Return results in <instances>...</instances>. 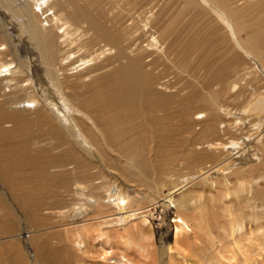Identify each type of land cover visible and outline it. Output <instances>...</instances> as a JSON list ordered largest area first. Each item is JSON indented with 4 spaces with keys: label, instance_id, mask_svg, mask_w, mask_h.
I'll return each instance as SVG.
<instances>
[{
    "label": "bare ground",
    "instance_id": "6f19581e",
    "mask_svg": "<svg viewBox=\"0 0 264 264\" xmlns=\"http://www.w3.org/2000/svg\"><path fill=\"white\" fill-rule=\"evenodd\" d=\"M177 1L178 0H0V184L1 186L4 184L7 188L11 189V192H14L11 194V198L6 199L11 201L12 207L15 203H12L13 201H23L26 208H31L36 212V216L31 217L34 223L31 222L32 220L26 222L25 219L27 220V218L25 214L23 216V212L20 214V212H17V209L15 211V209L9 206L10 201L8 200L6 202V200L3 199V197L6 196V192H4L5 196L3 197L0 193V210H3L1 215L5 218L3 223L6 225V237L4 236L3 240L0 242L3 243L1 246L6 248L5 255L8 254L11 264H62V261H57V258H55L52 253L46 257H44L45 255L43 256L42 253L46 250V242H40V234L37 235L36 233L39 231V229L35 228L37 227L35 224L38 218H40V220L44 219L42 221L44 224L47 218L50 220L55 217L64 219L68 216L73 222L69 225L63 224L59 226L60 223L57 227H61L64 230H61L63 231L61 235L65 236V240H70L75 246L80 247L85 245V239H87L88 242H92V245L93 243H97L98 238L95 239L91 237V229L99 225L112 224L114 221L122 222L142 212L139 208L133 209L128 207L130 206V195L132 191L129 192L127 190L121 192L110 188L106 192L105 201H101L92 191V187H94V184H96L95 182L98 180L94 181L97 176L91 174L90 169H92L91 164L93 163L95 166L98 164L102 168H107L108 165L105 167V159L103 160L101 155L102 151L108 152L111 155L115 154V152L120 154L123 159L122 166L125 169V162H128L131 166L134 165L133 155L137 154V152H141L142 145L145 143L142 144V137L136 135L137 128L142 121H152L148 119L153 118V114L159 112V109H163V107H160V103V105H157L159 106L157 107L158 109L156 108V104L154 105V109L149 105H144V107H147L144 108V110L140 108L138 112L140 105L138 106L135 101H140V103L145 101L143 96L147 92L148 87L151 89L153 85L150 77L155 79L152 74L154 72L152 67H158V62L166 63L167 61H172L171 56L173 55V48H171V39L174 33L172 30L173 27H170L171 20L163 19L164 22L161 20V24L157 22L162 19L163 11L166 12L165 8H168L167 6L165 7V5L168 4V6H172V4H176ZM245 1L246 0H180V2H182V8H190L194 12H197V15L204 20V23H211L213 26L212 29L216 28L217 31L222 34V41L226 43L225 40H227L228 46L230 47V50L228 49L229 52L234 56L236 54L244 55V57L249 58L251 62L253 60L254 63L252 62V66L250 67L260 70L258 67L264 62L262 59V57H264V50L261 51L259 46H255L250 35L245 34L248 27L242 22L244 19L241 17V14H247L245 9L241 7L244 5ZM171 6L169 7V13L174 11L173 8L171 9ZM261 35L264 36V31L261 32ZM30 45H32V49ZM203 47L204 46H202V48ZM181 52L183 53V50ZM179 55L180 54H178V56ZM254 57L257 58L255 59ZM216 58H218V56ZM34 60L38 64H41L44 75L41 73V66L37 68ZM217 60L220 61V58ZM114 63L118 64L119 69L115 68ZM150 64H152V66L149 72L145 68H147V65L150 66ZM208 64H210V62H208ZM208 64L200 63V65H196L201 71V75L204 74V78L208 77L210 74L212 75L211 71L207 73ZM89 65L90 67L87 68ZM111 65L114 67L109 68V71L106 72L107 67ZM223 68L224 67L215 66L213 69L219 71L221 69L223 70ZM84 69L86 72L80 77H90L86 86H89V88L92 87L93 90L91 93L89 88L84 91H78L74 88L75 85L71 83L73 78L76 79V76L78 77L79 71H83ZM198 69L195 68L197 72ZM217 71L216 74H220ZM116 73L121 74L122 78ZM192 73L193 72L190 71L192 79L198 81L197 76H193L194 73L193 75ZM255 73L252 72V74ZM113 74H116L117 78L119 76V80L121 78V81H118L119 85L121 84L122 86V84H124L120 90L124 91V87L129 85L128 87L130 89H128L130 92L128 93H130V97L126 98V101H131L132 96L138 108H135L132 102H127V105L123 104L122 101L125 99L123 97L121 102L117 100L112 94L113 89L111 90V85L104 87L106 86L104 84V86L101 87L102 81L106 80L108 76L110 78L113 77L114 83ZM221 75H219L220 79ZM159 77L162 78L161 76ZM159 77L156 75V81L153 79L154 84H162L159 81ZM215 78H217L216 80L218 81V77L215 76ZM146 80L148 84L145 82ZM207 80L208 79H206V81ZM209 81L213 82V80L210 79ZM204 82L203 79V84L206 83ZM118 84L114 83L115 86ZM203 84H201V86ZM232 88L235 87L233 86ZM203 89L208 93L204 87ZM109 90L110 92L105 94V92ZM125 91H127V89ZM262 91L263 97L255 95L256 98H254L253 95L254 101L248 103V111L256 112V120L258 121L257 126L254 125L256 131L254 134L255 137L251 136L249 140L242 139L247 137L245 135H243L242 138L241 135L238 140L236 136L229 135L233 131H244V128L241 126L242 119L238 113H233V116L230 115L229 123L225 125L224 131L219 130L215 135L206 133L207 131L211 133V131L214 130V128L212 129L214 123L219 125L225 124L221 122V116L217 115L213 122L210 121L212 120L211 112L216 111L217 113V106L215 108H210L213 105L212 103L215 102H208L205 105L207 107L205 110L202 108V111H206L204 118H196L199 120H193L200 125L198 130L193 131L191 127L192 124L191 126L187 124L188 132L195 135L205 134L201 135V138H203L202 141L197 144L194 142V144L199 145L198 148H200V151L197 152L199 156L196 161H200L201 164L204 165L201 168L204 172L200 175H188L187 183L183 182L182 184L184 186L183 188L180 186L178 192H183L185 189H188V185L199 180L202 184V189L196 195L194 194L195 196L191 199V206L193 208L191 216L187 217L188 215L180 213L174 218V238L172 242H167L168 244L164 246V252L171 253L176 243L182 242L188 246L195 247L196 250H209L210 248V251L214 252V256L210 254L205 256L206 258H210L207 261L208 264H212L213 262L214 264H264V206L261 207V211H259L263 212V214H259L257 213L255 203L259 198L264 201V171L256 172V176L252 177L250 176L251 172H242L239 169L247 165L244 163L251 157L250 153H252V148L261 147L259 143L264 137V89ZM176 93L177 94L173 92L171 95L173 96L175 94L174 96L178 97L177 95H179V92ZM186 94L188 93L186 92ZM214 95H216V93ZM184 97L181 99L184 100ZM188 99L187 97L185 98V101L187 100L185 103H188ZM149 100L147 103H149ZM183 100L181 101L182 103H184ZM197 102L199 103V101ZM201 102H203V100ZM193 103L195 104V102L191 103L192 106L186 105L191 109V107L194 108L197 106ZM178 105L181 104L179 103ZM183 108L185 109V107ZM188 108L187 112L184 111V119L189 123H194L192 119L197 111L195 109L196 112L193 111L191 114V110L189 111ZM166 109L168 110V108ZM163 111L165 110L163 109ZM182 112L183 111H181V113ZM198 112L201 114V110ZM218 112H220V114L224 113L220 111V108ZM97 113L102 120H108L106 123L108 124L109 122V125H111L110 129H112L111 131L113 134L110 129L108 134V129H103L101 122L96 121ZM164 114H166V111ZM160 116L161 118H158L162 120V115ZM156 117L157 116H155V118ZM183 121L179 122L181 123ZM208 121L212 123H207ZM187 122L184 124L186 125ZM146 124L151 137L154 133L153 126L148 123ZM184 124L183 126H185ZM189 127H191L192 130ZM247 129H252L251 131H253L252 125ZM156 131H158V128H156ZM166 131L167 132L159 133L161 139L170 138L173 142V146L181 144L180 139L177 140L174 136L176 132L172 139L171 133H169L168 130ZM183 137L185 138V136ZM188 137L192 139V136H189V134ZM251 139H253V142H250ZM64 145H66V147ZM181 145H183V143ZM181 145L178 148H180ZM61 147H64V149ZM248 148L250 149V153H248V151L244 153L243 150H248ZM155 150L157 149L155 148ZM213 153H215L214 157L216 156V158L219 157L225 160V164H215L213 160L209 161ZM131 156L133 159L130 158ZM252 158L254 159V157ZM254 161L257 162L256 159L252 162L248 161L250 163L249 165L255 167ZM112 166L114 165L112 164ZM233 168H235L236 171H234ZM105 170L107 171L109 169ZM209 170H211L210 174L215 173L223 178L231 174V171L241 174L232 186H228L227 183L229 180H225L227 186L223 191L216 193L218 194L217 199L219 206L225 213V217L219 218L217 221H212L205 216V209L214 198V189H217L214 185L216 184V186H219L218 182H215V176L214 179L207 178L210 175L207 173ZM11 171H14L12 174L21 177V180L14 181L12 179H6V174ZM85 173H89V175H85ZM68 179H70L72 186H70ZM23 183L24 187L26 185L32 186L35 196L38 194L42 199L38 198L39 200H34L33 202L26 200V197H31L32 189L26 188L24 192H19V187ZM48 186H51L50 188L57 186L58 190L61 189L60 187L69 189L70 186L71 193L69 194L73 196L74 199L76 198L77 201L75 203L72 202V204L67 207H56L58 208V212L55 211V208L51 210V208H53L52 202L48 203L43 200L45 195L42 196L41 194V192L44 193L49 190ZM252 186L254 187L251 188ZM65 189L62 191H65ZM173 190L174 189L171 188V193H175ZM87 191L88 194H85ZM17 192L19 193L18 195L16 194ZM61 194L62 193H56L57 196L55 197L58 203L55 204L57 205H64L63 203L65 200L63 199L64 202H61L62 199H59L63 197ZM145 194L147 195V193ZM188 195L190 194L188 193ZM171 196L172 195L167 193L164 196L165 200H163V198L161 199L163 204L166 202L171 204L170 200L173 202L174 198V196ZM156 202L155 200L154 203ZM111 203L115 206L117 212L91 217L90 219H83L90 214L91 210L97 209L96 211L101 214V210L98 211V209L105 204L110 205ZM15 225L23 228L26 227L30 237L21 240V231H15L14 229H17ZM87 225L92 227H88ZM11 226H15L13 229L14 232H17L15 238L14 235L8 234ZM32 226H34L37 231L32 232ZM188 227L190 232L187 230ZM51 230L53 229L51 228L50 231ZM92 232H94V230ZM49 236L52 240L51 234ZM191 238H196L202 241V243L194 244ZM28 242L34 244V253L28 252L26 247ZM67 246H71V244H67ZM93 250L95 251V249ZM46 251H48V249ZM55 251L58 252L57 250ZM79 251L80 250H78V252ZM103 253L104 254L99 255L102 256L100 258L103 260L102 262H104V264H127L128 262L125 257L123 259V255L113 256L107 249H104ZM70 256L71 254H69V257ZM99 263L101 262H98V264Z\"/></svg>",
    "mask_w": 264,
    "mask_h": 264
},
{
    "label": "rangeland",
    "instance_id": "374dc122",
    "mask_svg": "<svg viewBox=\"0 0 264 264\" xmlns=\"http://www.w3.org/2000/svg\"><path fill=\"white\" fill-rule=\"evenodd\" d=\"M166 6L168 8H165ZM170 6L171 5L168 6V4L165 5L164 8H165L166 12L163 11L162 17H161L162 19H160V21L158 20L159 22H157V23L161 24L162 23L161 20L163 22H164V20H171L170 27H173L172 30L174 33V34H172L173 37L171 39L172 40L171 48H173L172 49L173 55L171 56L172 61L171 62L167 61L166 63L165 62L164 63L158 62V64H157L158 67H156V68H155V66L152 67L154 69V70L152 69L154 71L152 74L155 77V79L153 77H150V79H152L151 83L153 85L151 86V89H149V87H148L147 92L144 94L143 97H144L145 101H143L141 103H140V101H135L138 104V106L140 105L139 108H138V106H136L137 104L134 102V99L132 98V96H131V101L130 100L126 101V98L130 97V93H128V92H130V90H129L130 88L128 87L129 86L128 83H127L128 86L127 87L125 86L126 88L124 87V91L120 90V88L124 86V84H122V86H121V84L120 85L118 84V81L120 82L121 78H122L121 74L116 73L119 76H121L120 80H119V76L117 78L116 74H113L114 83L115 84L117 83L118 85L115 86L113 83V77L110 78L109 76L107 77V79H109V80L106 79L107 81L104 80V81H102V84H101V87L104 86V84L106 85L104 87L111 85V90L113 89L112 94L114 95V97L117 100H120V102L122 101V97L125 98L124 99L125 101L123 100L124 102L122 101V103L126 104V105H127V102L134 103L135 108H138V112H139L140 108H142L144 110V108L147 107V106L144 107V105H149L151 108L154 109L155 108L154 105L156 104V108H157V107H159V106H157L159 103L162 105L161 106L159 104L160 107H163V109L166 111V114H164L165 111H163V109L160 108L159 112L153 114V118H155V116H157L155 118L156 120L153 118L148 119V120L151 119L153 121V123H152V121H148V122L142 121L139 124L140 127L138 126L139 129L137 128V131H136L137 134L136 135L142 137V139H143L142 144L145 143L146 147H145V144H143V145L141 144L143 146L141 152L139 151L140 153L137 152V154L133 155L135 160L132 158V156L130 157L133 159L134 165L131 166L128 164V162L127 163L125 162V166H126V169H125L122 166L123 159L121 158L122 156H120V154L115 152V154L111 155L105 151H102V152L100 151V152H101V155L103 157V160L105 159L104 160L105 167L108 165L107 168H102L98 164L96 166L94 163L91 164V167H92V169H90L91 174H94L95 176H97V178H95L94 181L98 180L95 182L96 184H94V187H92V189H93L92 191H93V193H95L94 195L98 196L101 199V201H105L106 192L110 188L115 189L116 191H121V192H125L127 190L129 192L132 191V193L130 195L131 196V202H130V206H128V207L133 208V209L139 208V210L142 212L135 215L134 217L127 218L125 221H122V222L114 221L115 223L112 222V224L110 223V224H107V225L105 224L102 226L99 225L100 227L97 226V227L91 229V237L92 238L94 237L95 239L98 238L97 243H93V245H92V242H90V241L88 242V240L85 239V241H84L85 245L80 246V247L75 246L73 243L70 242V240L68 241L66 239L68 241L67 242L64 239L65 236L61 235V232H63L64 230L61 227H57L60 223L61 224L59 226H61L63 224L69 225L70 223H72L73 220H70V218L68 216H66L64 219L61 217L51 218V220L47 218V221L45 220L44 224L42 223V221L44 219L40 220V218H38V221L35 224V225H37V227H35V228L39 229V231H37V229L34 228L35 225L32 226L31 228H32V232L37 231L36 232L37 235L40 234L39 235L40 242H42V241L44 243L46 242L45 247H46V250L48 249V251L45 250V252H44L45 254L42 253L43 256L45 255L44 257H46L47 255L52 253V255L55 256V258H57V261H62V264H94L95 262L97 264H98V262H101L99 264H104V262H102L103 260L100 257H102L101 256L102 254H104L103 250L107 249L113 254V256H117V255L122 256L123 255L122 256L123 259L125 257V259H127V261H128L127 264H151V263L153 264L154 262H156L154 264H177V263L178 264H208L207 261L210 258H206L205 256H208V254H210L211 256H214V252L210 251L211 250L210 248H209V250H205V249L196 250L195 247L188 246L182 242L176 243V246H175L176 250L174 248V250H172L171 253H167L166 251L164 252V250H163L164 246L166 244L173 241L174 230H175L174 218L176 217L177 214H180V213L188 215L187 217L191 216L192 209H193L191 206V199L193 198V196H195L202 189V184L200 183V180H199V181H196L195 183L188 185V189L184 190L185 192L184 191L178 192V188L180 186L183 188V186H184L182 183L183 182L187 183L188 175L189 176H194L197 174L200 175L202 172H204L203 170H201V168L204 165L201 164L200 161H196V159L199 156V154L197 152L200 151V148H198L199 145H196V144L203 140V138H201V135H205V134H196V135L192 134V133L188 132L187 126L189 124H190L189 126H191V124H192L191 127L193 128V131L198 130L200 125L197 122H194L193 120H199L200 118L201 119L204 118V114L206 111L204 112L202 110L203 109L205 110V108H207L205 105L208 102L209 103L215 102V103H212L213 105L210 108H215L217 106V113H216V111L211 112V119L212 120H210V121L213 122L214 119H216L215 117L217 115V116H221V122L225 123V124L219 125V124L214 123V126L212 127V129L214 128V130H212L211 133H208V131H207L206 132L207 134L215 135V133L217 131L219 132V130L224 131L225 125L227 123H229L230 115L233 116V113H238L240 115V118L242 119L241 126L244 128V131H239V130L233 131L229 135L236 136L237 140L239 139V137L241 135H242L241 138L243 137V135L247 136V137L242 138V139H248V140H249V137H251V136L255 137L254 134L256 131H255L254 125L257 126V122H258L256 120L257 113L251 112V111L249 112L247 108H248V103L251 101H254L253 95H254V98H256L255 95H257L259 97L262 96V92H263L262 90L264 89V78H263L264 77V62H262V64H260V67H258V68H260V70L253 69L250 66H252L251 64H252V62L254 63V61L252 60V62H251V60L247 57H244V55L242 56V55L236 54L237 56L236 55L234 56L231 52H229L230 47L228 46L227 40H225L226 43H224L222 41L223 40L222 34H220L216 28L212 29L213 26L211 23H209V22L204 23V20H202L197 15V12H194L190 8H182V2H180V0H178L176 2V4L175 3L172 4L171 9L173 8L174 11H171L169 13V9H170L169 7ZM241 7H242V9H245V12L247 13V14H241V17L244 19V20H242V22H244V24L248 27L245 34L250 35V38L252 39L255 46L256 45L259 46L261 51L264 50V36L261 35V32L264 31V0H260V1L259 0H246L244 2V5H242ZM178 10H180V11H178ZM189 18H191V19H189ZM15 21H18V20H15ZM175 21H177V22H175ZM15 25L18 26L17 24H15ZM213 32H215V33H213ZM176 36L178 39L176 38ZM222 43H224V44H222ZM202 46H204V47L202 48ZM30 48L31 49L33 48L32 45H30ZM182 50H183V53L181 52ZM129 54H131V53H129ZM178 54H180V55L178 56ZM215 56L216 57L218 56V58H216ZM219 58H220V61L217 60ZM254 58L256 59L257 57H254ZM7 59H8V56H7ZM262 59L264 60V57H262ZM174 61H176V62H174ZM215 61H217V62H215ZM199 62L201 64L202 63L208 64V62H210V64H208L209 66H208L207 73L211 71L212 75L210 74V75H208V77L204 78V74L201 75V71L197 67L198 65H200ZM34 63L36 64L37 68H40L39 66H41V64H38L36 61ZM177 63H179V64H177ZM261 65H262V68H261ZM114 66H115V68L119 69L118 64L114 63ZM114 66L111 65L110 67H107L106 72L109 71L108 70L109 68H112ZM151 66H152V64H150V66L147 65L146 66L147 68H145V69L150 72ZM215 66L224 67V68H223V70L221 69V70L217 71V70L213 69V68H215ZM89 67H90V65L87 66V68H89ZM194 67L198 69V72H197V70H195ZM40 69H41L42 75H44V73L42 72L43 67L41 66ZM84 70L79 71L78 77L76 76V79L73 78L71 81L72 85H75L74 88H76L78 91H84L87 88H89V86H86V85L88 84V80L90 79V77H88V76L80 77L81 75H83L86 72V70L85 71ZM194 70L196 71V73ZM190 71H192L194 73V75L192 73L193 76H197L198 81L192 79ZM216 71L220 74H216ZM252 72L253 73L256 72V73L252 74ZM187 73L190 75H188ZM213 73H214V75H213ZM221 73H222V75H221ZM156 75L158 77L159 76L162 77V78L159 77L160 79L159 78L158 79H159L160 83H162L163 85L162 84L158 85L156 83L154 84V80L156 81ZM219 75H221V79H220ZM210 76L211 77L213 76V77L211 78ZM215 76L218 77V81L216 80L217 78H215ZM77 79H78V81H77ZM203 79L206 82V83L204 82L205 84H203ZM206 79H208V80L206 81ZM209 79L213 80V82L209 81ZM179 81H180V83H179ZM110 82H112V83H110ZM145 82L148 84L147 80ZM107 83L108 84L110 83V84L108 85ZM201 84H203V85L201 86ZM149 85H150V83H149ZM99 86H100V84H99ZM233 86L235 88H232ZM179 87H180V89H179ZM194 87L196 90L194 89ZM203 87L206 89V91L209 94L205 92ZM207 88L211 89V90H208ZM126 89H127V91H125ZM89 90L91 93L93 90L92 87H90ZM100 90H101V88H100ZM151 90H153V91H151ZM173 90H175V91H173ZM106 92H105V94H108L110 92V90L106 91ZM170 92H172V93L174 92L175 94H177L176 92H179V95H177L178 97H176V96H174L175 95L174 94L173 95L174 97H173L171 95L172 93H170ZM186 92L188 94H186ZM214 92L216 93V95H214L215 94ZM184 94H186V95H184ZM206 94L209 96H207ZM210 94H211V96L214 95V96H212L213 98L210 96ZM189 96H191V97H189ZM160 97H161V99H160ZM182 97H184V100L181 99ZM186 97L189 99L191 98L190 102L188 99V103H185L187 101V100L185 101ZM209 97H211V98H209ZM153 99L154 100L158 99L160 101H158V100L154 101ZM210 99H211V102H210ZM148 100H149V103H147ZM182 100L184 103L181 102ZM200 100L201 101L203 100V102H201ZM197 101H199V103ZM161 102H163V103H161ZM192 102H195V104L197 106L192 108L191 107ZM179 103L181 105H178ZM173 104H175V105H173ZM184 104L185 105L186 104L191 105L190 106L191 109L188 108L189 106H187V105L185 106ZM141 105H143V106H141ZM198 105L199 106L201 105V106L199 107ZM183 107H185V109ZM166 108H168V110ZM187 108L189 109V111L191 110L190 113L191 112L193 113V111H195V109L197 111V113H195L196 115H194L195 119L192 117L193 115L191 116L193 118L192 122H194V123H189V122L185 121V119H184L183 114L185 113L184 111L187 112ZM219 108H220L221 112H224L223 114H220V112H218ZM147 109H145V110H147ZM200 110H201V114H200V112H198ZM255 110H258V109H255ZM181 111H183V112L181 113ZM202 112H204V113H202ZM241 112H242V114H241ZM160 115H162V118L164 120L159 119V118H161ZM196 118H199V119H196ZM96 121L101 122L102 128L103 129L107 128L108 134H109V129H110L111 125H109V122H108V124L106 123V121H108V120H106V121L102 120L101 118H99L98 113H97ZM154 121H157V122H154ZM179 121H183V122L180 123ZM210 121H208L207 123H212ZM185 122H187L186 125L184 124ZM146 123L151 124L153 126L154 133L151 137H150L149 130H148ZM182 123L185 126H183ZM250 125H252L253 131H251L252 129L251 130L247 129L250 127ZM122 126H125V125H122ZM191 127H189V128H191ZM156 128H158V131H156ZM184 128H186V129H184ZM192 128H191V130H192ZM111 130L112 129H110V131ZM166 130H168V132L171 133L170 135H171L172 139L174 138V136L176 137L177 140L180 139V141H181L180 143L181 144L183 143V145L180 144L181 145L180 148H178L180 145L173 146L172 145L173 142L170 138H167V139H161L160 138L159 133L160 132L161 133L167 132ZM144 131H146V132H144ZM156 133H158V134H156ZM174 133H175V135H174ZM112 134H113V132H112ZM188 134H189V136H192L193 141H192L191 137L190 138L188 137ZM193 135H194V137H193ZM183 136H185L186 139ZM143 141H145V142H143ZM160 141H162V142H160ZM194 142L196 144H194ZM250 142H253V139H251ZM263 142H264V137L261 139V142L259 143L261 145V147L252 148V153H250L249 148H248V150L247 149L243 150L244 153L248 151V153L251 154V157L249 158V160H247L244 163L247 165H245L242 168H239L240 171H242V172H248L249 171L252 173V174L250 173V176H252V177L256 176V174H257L256 172L264 171V143ZM243 143H241V144H243ZM64 146L66 147V145H64ZM144 147H145L146 151H145ZM61 148L64 149V147H61ZM155 148L157 150H155ZM254 149H255V151H254ZM142 151H144V152H142ZM214 155H215V153L211 154L209 161L213 160L215 164H221V165L225 164V160L220 159L219 157L216 158V156L214 157ZM135 156H136V158H135ZM178 157L181 159H179ZM252 157H254V159L257 160V162L254 161L255 167L249 165L250 164L249 162H252L254 160ZM136 160H138V161H136ZM110 164H111L112 168L110 167ZM112 164L114 166H112ZM180 167H182V168H180ZM256 167H258V168H256ZM235 168H233L234 171H236ZM105 169H109V170L106 171ZM162 169H164V170H162ZM13 172L14 171L7 173L6 179H9V180L12 179L14 181H20L21 177H18L16 175L12 174ZM109 172H110V174H109ZM210 172H211V170H209L207 173L210 174ZM85 175H89V173H85ZM214 176L216 177L215 182H218L219 186H216V184L214 185L217 189H214V198H213L212 202L209 203L210 205H208L207 208L205 209V213H206L205 216L212 221H217L219 218L225 217V213L219 206L218 199H217L218 194H216V193L223 191L224 188L227 186L225 184V180H229L227 184H228V186H232L234 184V182L236 181V179L241 176V174L240 173H233L231 171V174H229L225 178H223V177H219L220 175L212 173L207 178L208 179L209 178L214 179ZM179 177H181V178H179ZM68 180H69L70 186H72L70 179H68ZM113 181H114V183H113ZM0 182H1V180H0ZM2 185L3 186H1V184H0L1 196L3 197L6 194V196L3 197V199L6 200L7 198H11L10 196L14 192H11V189L7 188L4 184H2ZM174 185H177V186H174ZM70 186H69V189H65L64 187H60L61 188L60 190H58L57 186H55L53 188H50L51 186H48L49 190H47V191L45 190L46 192H44V193L41 192L42 196L45 195L43 200H45L48 203L52 202L53 208H51V210H53L55 208V211L58 212V208H56V207H60V206L61 207H67V206L71 205L72 202L75 203L77 201L76 198L74 199V197L69 194V193H71L70 192V189H71ZM210 186H211V184H210ZM4 187L7 189H5ZM253 187L254 186H252L251 188H253ZM2 188H3V190H2ZM26 188H29L30 190L32 189L31 197L30 198L26 197V200H28L29 202H33L34 200H39L38 198H40L41 196L39 197L38 194L36 195L37 197L35 196V192H33L32 186L26 185L24 187V183H23L22 185H20L18 191L24 192V190ZM171 188L174 189L173 191L175 193H173V192L171 193ZM193 188H194V190H193ZM251 188H250V190H251ZM64 189H65V191H62ZM4 192H6V193L4 194ZM56 193H62L61 196H63V197H60L59 199H62L61 202H64V200H65V202H67V203L64 202L63 203L64 205L55 204V203H58V201H56V197H55V196H57ZM145 193H147V195ZM167 193L169 195L174 196L173 202L170 200L171 204H168L167 202L166 203L164 202L165 204H163V201L161 200L162 198H163V200H165L164 196ZM188 193L190 195H188ZM16 194L18 195L19 193L17 192ZM85 194H88V191L85 192ZM152 196H153V198H152ZM22 197H24V196H22ZM148 198H150V199H148ZM40 199H42V198H40ZM153 199H155L157 202L154 203L155 200H153ZM8 200H6V202ZM19 200H20V198H19ZM22 202L23 201H21V202L20 201L19 202L13 201L12 203H14V204L12 207L11 206L12 204L10 201L9 206L11 208L15 209V211L17 209V212H20V214H22V212H23L22 215L24 216V214H25V217L27 218V220L25 219L26 222H28L29 220L31 221L33 219L31 217L36 216V212H34V210L31 208L30 209L28 207L26 208L25 203L24 202L22 203ZM59 202H60V200H59ZM255 203H256L257 213L263 214V212H259V211H261V207L264 206V201L259 198L256 200ZM96 210L97 209H95L93 211L91 210L90 214L85 216L83 219H90L91 217H98L99 215L117 212L115 206L112 203L110 205L105 204L100 209H98V211L101 210V214L99 212H97ZM2 212H3V210H0V224L2 225V226L0 225V238H1L0 241L3 240L4 236L6 235V233H5L6 225L3 223L5 218L2 217V215H1ZM29 215H31V216H29ZM33 221L34 220H32L31 222H33ZM39 221H40V223H39ZM189 221H191V220H189ZM89 225H91V224H89ZM15 226L17 227V229H14ZM15 226L14 227L11 226L9 228L10 231H8V234H11L12 236L14 235V238H15L17 232H14L13 231V229H14L15 231L16 230H19V232L21 231L20 232V239L21 240H25L26 238L30 237L28 232H27L26 227L23 228L20 226L18 227V225H15ZM88 227H92V226H88ZM98 227H99V229H98ZM51 228L53 230L50 231ZM57 230H59V231H57ZM61 230H63V231H61ZM93 230H94V232H92ZM98 230H100V231H98ZM187 230H189V232H190L189 227L187 228ZM47 233H49V234H47ZM50 234L52 236V240L49 236ZM30 235H31V233H30ZM41 239H43V240H41ZM44 240H46V241H44ZM191 240L194 241V244H196V243L201 244L202 243V241H200L196 238L195 239L191 238ZM50 242H52L53 244ZM87 242L90 244H88ZM2 244L3 243L0 242V264H8V263L11 264V261L8 257V254L5 255L6 248H4V246H1ZM47 244L49 247L47 246ZM67 244L68 245L71 244V246H67ZM206 244L208 245L207 242H206ZM26 245H27L26 247H27L28 252L34 253V249H35L33 246L34 244L28 242ZM74 247L76 248V250ZM84 247H85V249H84ZM24 249L26 250L25 247H24ZM54 249L57 250L59 253L56 252ZM77 249L80 251L78 252ZM93 249H95V251ZM154 251H155V254H154ZM82 252L84 255L82 254ZM87 252H88V254H87ZM147 253H148V255H147ZM69 254H71L70 257H69ZM99 254H101V255H99ZM57 255L58 256L60 255V256L58 257ZM62 255H63V257H62ZM158 256H160V257H158ZM168 256H169V258H168ZM91 259H92V261H91ZM153 260H154V262H153ZM107 263H108V261H107ZM123 264H125V263H123ZM212 264H214V262Z\"/></svg>",
    "mask_w": 264,
    "mask_h": 264
}]
</instances>
